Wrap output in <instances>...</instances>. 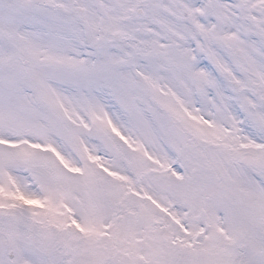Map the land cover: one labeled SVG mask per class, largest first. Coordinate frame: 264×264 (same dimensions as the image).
Segmentation results:
<instances>
[{"label":"rangeland","instance_id":"374dc122","mask_svg":"<svg viewBox=\"0 0 264 264\" xmlns=\"http://www.w3.org/2000/svg\"><path fill=\"white\" fill-rule=\"evenodd\" d=\"M0 264H264V0H0Z\"/></svg>","mask_w":264,"mask_h":264}]
</instances>
